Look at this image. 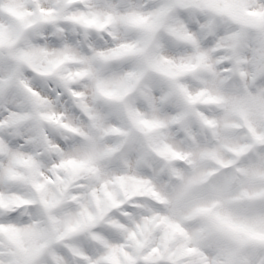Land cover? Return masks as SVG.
Masks as SVG:
<instances>
[{"label": "clouds", "instance_id": "9594fccd", "mask_svg": "<svg viewBox=\"0 0 264 264\" xmlns=\"http://www.w3.org/2000/svg\"><path fill=\"white\" fill-rule=\"evenodd\" d=\"M0 264H264V0H0Z\"/></svg>", "mask_w": 264, "mask_h": 264}]
</instances>
